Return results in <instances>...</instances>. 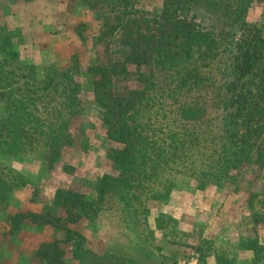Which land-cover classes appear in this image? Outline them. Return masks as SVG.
<instances>
[{
  "label": "trees",
  "instance_id": "16d2710c",
  "mask_svg": "<svg viewBox=\"0 0 264 264\" xmlns=\"http://www.w3.org/2000/svg\"><path fill=\"white\" fill-rule=\"evenodd\" d=\"M84 1L102 35H120L129 48L125 61L102 59L89 68L98 77L94 91L107 136L123 145L115 159L120 169L136 167L141 151L152 147L155 159L145 180L156 200L173 190L179 175L195 180L202 192L212 186L237 193L245 169L264 168V36L248 22L260 0H166L158 12L129 0ZM18 32L0 25V96L8 110V119L0 123V139L6 138L8 147L0 142V157L39 149L52 164L71 142L81 108L79 87L69 71L39 79L33 65L21 62ZM127 62L146 70L137 74L136 87L122 92L115 84L119 76L130 75ZM3 163L0 211L12 191L28 183ZM120 181L104 176L92 205L103 210ZM246 206L250 227L264 223V183ZM18 217L33 224L51 220L32 212ZM71 223L58 226L65 248L58 249L53 264H64L67 257L75 264H126L123 256L93 251ZM257 237L242 243L255 254L251 264L260 262L258 253L264 250Z\"/></svg>",
  "mask_w": 264,
  "mask_h": 264
},
{
  "label": "rangeland",
  "instance_id": "374dc122",
  "mask_svg": "<svg viewBox=\"0 0 264 264\" xmlns=\"http://www.w3.org/2000/svg\"><path fill=\"white\" fill-rule=\"evenodd\" d=\"M129 1L158 12L166 0ZM84 3L0 0V25L21 34L15 38L21 62L33 65L39 79L69 71L79 87L81 105L70 129L71 142L56 162L43 160L39 149L23 148V154L21 150L11 158L1 155L0 163L12 165L15 177L23 174L28 183L14 189L0 211V264H53L58 249L65 248V235L58 227L65 220L75 221L69 227L81 233L93 251L123 256L126 264H251L255 254L242 243L258 236L264 247V223L249 226L246 203L262 189L264 168L245 169L237 193L212 186L202 192L195 180L179 175L173 190L156 200L145 180L155 159L152 147L141 151L136 167L120 169L115 159L123 145L107 136L104 109L97 105L94 91L98 77L89 68L102 59L125 61L129 48L120 35L103 36L100 22ZM248 22L264 36V0L249 12ZM126 64L130 75L119 76L115 84L122 92L136 87L137 74L146 70ZM1 96L0 123L8 119ZM0 142L1 148L4 143L8 147L6 138ZM110 175L122 182L100 211L92 205L96 186ZM31 212L48 214L50 223L14 219ZM258 255V264H264V250ZM64 264L75 262L67 257Z\"/></svg>",
  "mask_w": 264,
  "mask_h": 264
}]
</instances>
